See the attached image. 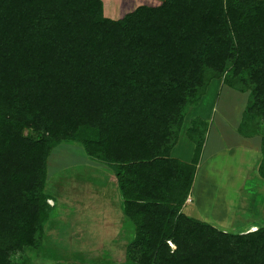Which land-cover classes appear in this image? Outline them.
<instances>
[{
  "label": "trees",
  "instance_id": "trees-1",
  "mask_svg": "<svg viewBox=\"0 0 264 264\" xmlns=\"http://www.w3.org/2000/svg\"><path fill=\"white\" fill-rule=\"evenodd\" d=\"M214 79L247 94L237 134L258 137L264 183V0H162L120 19L100 0H0V264L38 254L46 161L63 142L115 178L132 226L123 263L264 264V226L225 232L182 213L203 122L186 132L187 163L170 152Z\"/></svg>",
  "mask_w": 264,
  "mask_h": 264
},
{
  "label": "rangeland",
  "instance_id": "rangeland-1",
  "mask_svg": "<svg viewBox=\"0 0 264 264\" xmlns=\"http://www.w3.org/2000/svg\"><path fill=\"white\" fill-rule=\"evenodd\" d=\"M100 1L103 16L109 19H120L140 5L156 6L159 4L158 0ZM246 97V93H239L222 84L221 79L211 80L196 106H190L185 111L182 127L177 134L175 151L181 148L183 149V156L188 161L191 159L194 141L187 136V133L191 132L190 130L187 132V130L190 127V122L196 118L203 122L205 129V133L203 132L204 146L202 145L199 159L200 156L205 159L212 150L220 149V147H217L218 140L214 141V138L209 136L206 142V132H208L209 128L212 133L213 128L216 130L217 128H222L223 131H228V134H236ZM262 123L264 124V121ZM199 126L201 127L202 125ZM196 127L191 129L197 131L198 127ZM194 140L196 141L198 138L194 137ZM250 141L251 143H257L258 149V137H254ZM205 146L209 147L211 151L207 153V149L203 153ZM188 148L189 153L187 152ZM221 153L213 151L214 155L212 158H208L206 164L199 171L195 186L200 193H202L201 185L203 189L211 192V195H209L211 205L214 203L213 201L218 200V196L222 199V195L226 191L225 196L228 197H224L223 202L229 210V224L217 223L219 220L216 218V214L212 213V210L207 212V209H203L202 211L208 213V222L219 230L225 232H250L253 228L247 226L239 228L237 215L235 217L237 219L236 226L232 222V217L230 216L233 211V200L230 196L235 197L234 190H242V196L235 197L237 202L235 206L237 207L236 213L239 212L238 216H240V213L245 209V213H243L245 216L243 217L247 221L250 220L248 223L261 224L258 214L248 218L246 211L249 210L248 205L250 202L252 203L251 199L262 198V194L259 193V189L256 187L259 179L256 176L255 168H257L260 159L259 151H257V154L253 152L249 165H246L248 162L244 163L243 169L246 172L237 173L238 176L234 179L236 187L229 186L227 189L225 188L227 181L224 184V180H231L233 175L229 168L226 169L227 163L225 159L227 158H223ZM238 156L240 155L229 156V163L233 164L236 161L235 158L238 159ZM89 161L92 160L74 143L63 142L50 151L46 161L44 191L52 197L51 200L46 201L47 205L53 207L50 218L44 228V236L40 241V250L36 256L32 253H27L30 256L28 264H125L123 263L124 249L130 241L132 226L128 221L123 224L122 220L124 219L119 220L118 212H114L113 209L108 214H110L111 223L120 225L117 228L110 224V220H107L105 214L97 212L98 206L100 204L103 205L104 201H106L105 205L110 204V198L107 195L103 197L99 195L96 198L98 202L94 203L95 199L90 193H94L93 189L100 187L99 183H102L103 186L105 185V190L109 189L104 183L105 176H100L99 174L101 173L100 171L104 172L105 168L99 167L100 169L98 168L96 171V164ZM219 167H223V171H219ZM204 182L213 184L212 188L209 187L210 184H204ZM214 188L216 189L215 192ZM216 191H220V193ZM202 196H199L201 205L205 201V196L203 198ZM226 199H229L230 203L226 202ZM115 232H120L119 236L113 237ZM21 256L22 254L18 252L13 255L12 259L18 263Z\"/></svg>",
  "mask_w": 264,
  "mask_h": 264
},
{
  "label": "crops",
  "instance_id": "crops-1",
  "mask_svg": "<svg viewBox=\"0 0 264 264\" xmlns=\"http://www.w3.org/2000/svg\"><path fill=\"white\" fill-rule=\"evenodd\" d=\"M158 1H159L158 2L159 4L162 2V0H158ZM159 4H157V5H159ZM203 118L206 119V117H204V116H203ZM206 134H207V135H205L206 142L208 141V137L210 136V137L214 138L213 139L214 141L218 140L219 144L217 143V145H218L217 147H220V149H215V150L211 151L209 147H206V146L204 147L203 153H205L207 149H208L207 153L210 151L211 152L205 159H203V156L202 157L200 156V159H198V163H197L196 169H195L194 178H193V181H192V184L190 187V191L188 193V197H189L190 201L184 202V205L182 207V213H184L185 215H187L189 217L208 222L209 220H208V213L207 212H210V210H212V213L216 214V218H218V220H219V221H217V223L227 224L229 221L228 217L230 214L228 215L229 210L227 209L226 204H224V202H223L224 197H228V196H225L226 191H224V193L222 195V199H220V196H218V200L213 201L214 203L211 205V203L209 201V198H210L209 195H211V192H209L207 189H203L202 185H201L202 193H200L198 191V189H196V186H195L196 185V183H195L196 178H197L201 168H203V166L206 164V160L208 158H212V156L214 155L213 151L215 153L218 151V152H222L221 154L223 155L222 156L223 158H227V159H225L226 163H227V165L225 167H226V169L229 168V171L233 175L232 176L233 178H231V180H227V179L224 180V184L227 181V184H226L227 186H225V188L227 189V187H229V186L234 187L235 186L234 179H236V176H238L237 173L238 172L239 173L240 172H243V173L246 172L243 169L244 163L248 162L246 165H249V162L251 161L250 158H251L253 152H254V154L255 153L257 154V151H259V147L257 149V143H254V142L251 143L250 140L252 138H244V137L239 136L237 133L236 134H228V131H225V130L223 131L222 128H220V129L217 128V130L215 128H213V133H212L211 129L209 128V130H208V132H206ZM204 143H205V141H204ZM203 146H204V144H203ZM175 148H176V144L172 148V150L170 152V156L172 158H176L182 162L187 163L188 159H186L183 156V154H184L183 149L180 148L178 150L176 149V151H175ZM187 152L189 153V148L187 149ZM233 154L234 155L239 154L240 156H238V159L235 158L236 161H234L233 164H230L228 161V158H229V156L234 157ZM83 159H84V157H83ZM89 162L96 164V171L99 167L105 168L104 169L105 171L104 172L100 171L101 173H99V174H100V176L101 175L105 176L104 183H106V187L109 190H105V185L103 186L102 183H99L100 187L93 189L94 193H92V194L90 193V195L95 199L94 203L98 202L96 200V198H98L99 195H101L102 197L104 195H107V197L110 198V201H109L110 204L105 205L104 203H106V201H104L103 205L100 204L98 206L97 212H99L101 214H105V216H107V220L108 221L110 220V224L117 228L120 225H118L117 223H114V224L111 223L110 214H108V212L113 209L114 212L115 211L118 212L119 220L124 219V217L121 213V209H120V201L121 200H120V198L118 199L119 195L117 193V189H116V185H115V178H114L112 172L110 171V169L105 164L97 162V161H93V160L89 161ZM222 168H220L219 171H223ZM209 171H211V170H209ZM255 171H256V168H255ZM92 172L94 173V171H92ZM256 176H257V174H256ZM204 184H210V186H209L210 188H212V185H213L210 182H204ZM256 187L259 189V193L262 194V198L261 199H256V198L251 199L252 203L249 201L250 202V204L248 205L249 210H246V211H247L248 218H250V216L253 217L254 215L258 214L259 215L258 219H259V222L261 221L260 222L261 224L256 225V224L248 223L250 220L247 221L246 218L243 217V216H245V215H243V213H245L244 212L245 209L240 213V216H238L239 212L236 213V209H237V207H235L237 204L236 198L242 196V194H243L242 190L241 191H238V190L235 191L234 190V194H235L236 198L234 196H230L233 200V211H232V215L230 217H232V222L236 226V224H237L236 220L237 219H235V217L237 215L238 220H239V223H238L239 228H241L242 226H247V227L253 228V230H255V228L258 226H264V209H263L264 208V183L259 180V181H257ZM215 190L216 189L214 188V192H215ZM216 192L220 193V191H216ZM200 195L201 196L203 195L202 198L205 196V201H204L203 205L200 204V198H199ZM226 202L230 203V200L226 199ZM253 204H255V205L252 206ZM203 209H207V212L205 213L204 211H202ZM256 209H258V210H256ZM122 222H123V224L124 223L126 224L125 219L122 220ZM208 223H210V222H208ZM233 229H235V227H233ZM119 234H120V232H115V236H113V237H117V236H119Z\"/></svg>",
  "mask_w": 264,
  "mask_h": 264
},
{
  "label": "built area",
  "instance_id": "built-area-1",
  "mask_svg": "<svg viewBox=\"0 0 264 264\" xmlns=\"http://www.w3.org/2000/svg\"><path fill=\"white\" fill-rule=\"evenodd\" d=\"M189 201H190V199H189V197H187L186 202H189Z\"/></svg>",
  "mask_w": 264,
  "mask_h": 264
}]
</instances>
